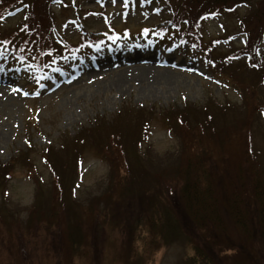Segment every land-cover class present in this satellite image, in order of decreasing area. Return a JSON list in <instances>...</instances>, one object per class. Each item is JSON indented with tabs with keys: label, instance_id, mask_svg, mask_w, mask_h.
Returning a JSON list of instances; mask_svg holds the SVG:
<instances>
[{
	"label": "rangeland",
	"instance_id": "1",
	"mask_svg": "<svg viewBox=\"0 0 264 264\" xmlns=\"http://www.w3.org/2000/svg\"><path fill=\"white\" fill-rule=\"evenodd\" d=\"M64 1L50 7L57 41L112 40L66 51L44 77L6 60L0 44V89L12 90L0 105V264H264L258 245L239 249L244 230L225 209L243 177L264 176V74H243L249 55L228 58L257 45L264 67L262 0L183 36L170 21L187 16L182 0ZM19 11L0 33L22 22ZM198 162L205 172H188ZM199 177L212 182L210 212L225 228L212 251L203 239L213 225L198 230L180 209L185 183ZM149 203L154 219L171 206L186 238L153 241L139 222Z\"/></svg>",
	"mask_w": 264,
	"mask_h": 264
},
{
	"label": "trees",
	"instance_id": "2",
	"mask_svg": "<svg viewBox=\"0 0 264 264\" xmlns=\"http://www.w3.org/2000/svg\"><path fill=\"white\" fill-rule=\"evenodd\" d=\"M58 1L60 0H0V25L11 12H17L20 10L19 12L23 14H20L23 16L22 22H19L16 28L7 31L9 33H5L4 31L0 33V44L4 46L5 49L2 50V54L6 56L7 53H11V56L6 57V60L11 58L13 61L20 63L26 68L33 66L34 68L31 72L38 74L47 72L43 75L44 77L50 72V70H56V68L59 67L60 64L56 65V67L54 66L53 68L54 62L57 57H65L66 54L63 53L66 51L81 52L82 50L79 51V49L86 48L89 40L94 42L91 43L89 47H98L105 44L110 39L112 40L110 37H112L113 33L106 36L105 39H92L90 36L85 37L86 35H82L81 40L76 44L67 43L61 39L57 41L54 37L56 31L54 20L56 19L55 16L51 14L50 7ZM61 1L63 2V8L67 9L69 4L65 3L64 0ZM182 1L184 2V5L188 6L187 16L184 17L177 14L174 19L170 20L175 27L180 26L181 32L179 33L181 36H183V33L191 34L193 32V34H198L197 32L199 26L207 17L219 15L223 12H232L237 7L249 6L250 4V1L248 0ZM259 5L260 7L264 5V0H262V2L259 1ZM258 9L259 8L255 9L253 14H258ZM189 13H192V15ZM261 15L264 16V11H262ZM262 28H264V21ZM252 32V30H247V32L243 31L242 34H245V36L248 35L252 38ZM1 41H3V43H1ZM243 50L244 51L240 54L235 52L234 54L228 56V58L237 59L241 55H249V58L246 59L247 62L245 61V72L243 74H246V76L251 79L260 78L259 74H264V67H261L260 63L256 61L257 45L253 46V48L246 47ZM245 80L247 81V79ZM249 89H252L249 93L253 94L255 86L253 85L246 88V90ZM80 146H85V142L83 140L80 144L72 143L67 148V151L72 153L74 149L76 150ZM198 156L200 155H197V157ZM57 158L59 161L61 157L57 156ZM195 169H198L196 173H204L206 164L204 166L202 162H198L187 168L188 172L194 171ZM255 170L257 171L262 169ZM242 180L244 186L241 183L239 188L233 192V196H230V204L229 206H226L225 209L233 216L235 224L241 226L244 230L243 234L245 235V238L238 243L239 249L250 251L253 249L251 244L254 243L255 245H258V249H262V252L258 254L264 256V176L262 178H259L258 176L243 177ZM171 191L174 190L171 189ZM161 194L167 195V192ZM152 195L155 202L159 200L160 193L158 191L154 192ZM214 197L215 195L212 188V182L208 184L207 181L204 182L203 179L199 177L195 182L187 181L185 183L180 203V209L184 212L190 223L198 228V230H202L204 227L201 225L207 221H209L210 225H213L211 226L213 230L206 227L208 232L205 233L203 239L204 247H208L211 251L216 247L215 244L223 241L225 235V228L221 226V222H217L219 221V218H217L218 215L215 216L212 212H210L214 204H216ZM150 203L146 206L142 205L143 210L141 212L139 222L144 219L143 221L145 222V227L147 228V231L151 235L153 241L162 239L173 244L175 240L178 239L175 237L186 238L185 234H182L179 223L176 221L171 212V206L159 205L163 214L162 216L154 219V216L157 214H152L151 212V215L147 210ZM211 204L213 205L211 206ZM152 206L153 204L149 206L150 211H152V209L153 211H156V205ZM249 211L251 214V220L248 219L249 213L247 212ZM211 230L212 232L210 233ZM79 245L81 249V243L75 241L73 243L74 250H80ZM194 246L193 251L195 252L196 259L210 260V256L207 253L209 251L207 249L206 252L198 247V245ZM186 262H190L189 264H192L191 262H193V259H188Z\"/></svg>",
	"mask_w": 264,
	"mask_h": 264
},
{
	"label": "bare ground",
	"instance_id": "3",
	"mask_svg": "<svg viewBox=\"0 0 264 264\" xmlns=\"http://www.w3.org/2000/svg\"><path fill=\"white\" fill-rule=\"evenodd\" d=\"M165 75V74H164ZM129 81L130 79H127L126 77L122 78L119 84V90H122L123 83L125 81ZM12 95V90L10 88H1L0 89V105H4L6 102L10 100V96Z\"/></svg>",
	"mask_w": 264,
	"mask_h": 264
},
{
	"label": "snow or ice",
	"instance_id": "4",
	"mask_svg": "<svg viewBox=\"0 0 264 264\" xmlns=\"http://www.w3.org/2000/svg\"><path fill=\"white\" fill-rule=\"evenodd\" d=\"M125 6H127V4L125 3ZM145 34H147V29L145 30Z\"/></svg>",
	"mask_w": 264,
	"mask_h": 264
}]
</instances>
